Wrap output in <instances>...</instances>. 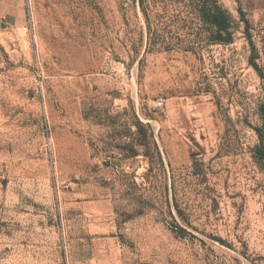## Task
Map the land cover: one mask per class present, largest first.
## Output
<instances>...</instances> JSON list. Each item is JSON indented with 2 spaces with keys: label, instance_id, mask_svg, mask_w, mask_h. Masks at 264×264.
Masks as SVG:
<instances>
[{
  "label": "rangeland",
  "instance_id": "1",
  "mask_svg": "<svg viewBox=\"0 0 264 264\" xmlns=\"http://www.w3.org/2000/svg\"><path fill=\"white\" fill-rule=\"evenodd\" d=\"M220 2L195 51L133 0L0 24V264H264V0Z\"/></svg>",
  "mask_w": 264,
  "mask_h": 264
},
{
  "label": "trees",
  "instance_id": "2",
  "mask_svg": "<svg viewBox=\"0 0 264 264\" xmlns=\"http://www.w3.org/2000/svg\"><path fill=\"white\" fill-rule=\"evenodd\" d=\"M139 6L146 27V47L164 50L197 48L227 44L233 40L234 20L220 0H133ZM262 127L256 132L260 144L255 147L264 159V104Z\"/></svg>",
  "mask_w": 264,
  "mask_h": 264
},
{
  "label": "crops",
  "instance_id": "3",
  "mask_svg": "<svg viewBox=\"0 0 264 264\" xmlns=\"http://www.w3.org/2000/svg\"><path fill=\"white\" fill-rule=\"evenodd\" d=\"M25 0H0V24L17 23L25 13Z\"/></svg>",
  "mask_w": 264,
  "mask_h": 264
},
{
  "label": "built area",
  "instance_id": "4",
  "mask_svg": "<svg viewBox=\"0 0 264 264\" xmlns=\"http://www.w3.org/2000/svg\"><path fill=\"white\" fill-rule=\"evenodd\" d=\"M157 106H161L162 105V101L158 100V102L156 103Z\"/></svg>",
  "mask_w": 264,
  "mask_h": 264
}]
</instances>
